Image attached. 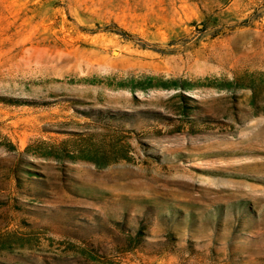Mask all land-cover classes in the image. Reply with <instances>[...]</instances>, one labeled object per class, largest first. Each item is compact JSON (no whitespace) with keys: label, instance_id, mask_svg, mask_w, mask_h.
Masks as SVG:
<instances>
[{"label":"rangeland","instance_id":"1","mask_svg":"<svg viewBox=\"0 0 264 264\" xmlns=\"http://www.w3.org/2000/svg\"><path fill=\"white\" fill-rule=\"evenodd\" d=\"M0 264H264V0H0Z\"/></svg>","mask_w":264,"mask_h":264},{"label":"trees","instance_id":"2","mask_svg":"<svg viewBox=\"0 0 264 264\" xmlns=\"http://www.w3.org/2000/svg\"><path fill=\"white\" fill-rule=\"evenodd\" d=\"M187 83L189 82H180L178 80H169V81H166V82H162V83H158V84H152L151 82H147V83H143L142 81H138V83L134 84L135 87H138L142 90H146L148 88H151V87H161V88H178V87H185L184 85H186ZM13 147V146H11Z\"/></svg>","mask_w":264,"mask_h":264}]
</instances>
